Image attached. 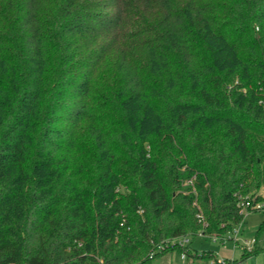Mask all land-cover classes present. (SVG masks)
I'll return each instance as SVG.
<instances>
[{"label": "trees", "instance_id": "trees-1", "mask_svg": "<svg viewBox=\"0 0 264 264\" xmlns=\"http://www.w3.org/2000/svg\"><path fill=\"white\" fill-rule=\"evenodd\" d=\"M262 187L264 0H0V264L207 262L150 254Z\"/></svg>", "mask_w": 264, "mask_h": 264}, {"label": "rangeland", "instance_id": "rangeland-1", "mask_svg": "<svg viewBox=\"0 0 264 264\" xmlns=\"http://www.w3.org/2000/svg\"><path fill=\"white\" fill-rule=\"evenodd\" d=\"M260 194L264 197V187L260 190ZM242 235L243 238L248 240L256 239L257 247L264 249V211H253L245 216ZM227 238L222 241L219 239L215 241L210 237L196 236L191 239V246L200 254L213 250L215 258L209 264H222L221 261L229 259L240 261L241 249L233 240ZM239 245L241 246V244ZM192 262L191 258L183 259L178 251H173L153 260L150 264H192ZM193 264L205 263H203V260H196ZM243 264H264V259L262 255H255Z\"/></svg>", "mask_w": 264, "mask_h": 264}, {"label": "built area", "instance_id": "built-area-1", "mask_svg": "<svg viewBox=\"0 0 264 264\" xmlns=\"http://www.w3.org/2000/svg\"><path fill=\"white\" fill-rule=\"evenodd\" d=\"M238 207L240 208L241 214L246 216L248 213L253 211H264V201H257L255 197L246 196L241 199V201L238 204ZM199 219V223L202 224L203 230L199 231L198 237H207L205 235L204 229L207 226V223L203 217V215L200 213L197 215ZM242 225L238 224L232 233L228 235L227 239H231L235 242V244L241 249L242 252H251L255 245L257 244L256 239L248 240L246 238H243L242 235ZM211 238V237H210ZM213 240H218L217 237H212ZM226 239V240H227ZM191 243L190 237H180V238H173V239H166L158 244L155 245L154 252L150 254V257L152 258L155 253H162L166 248L173 247V246H179V247H186ZM241 244V246L239 245ZM181 256L183 259L187 258V253L182 252ZM222 264H243L242 261H236L234 259L232 260H223L221 261Z\"/></svg>", "mask_w": 264, "mask_h": 264}, {"label": "crops", "instance_id": "crops-1", "mask_svg": "<svg viewBox=\"0 0 264 264\" xmlns=\"http://www.w3.org/2000/svg\"><path fill=\"white\" fill-rule=\"evenodd\" d=\"M212 252H213V250H212ZM241 256H242V253H241V255H240V261H242ZM214 258H215V257H214ZM185 259H186V258H185ZM191 259L193 260L192 264L196 262V259H195V258H191ZM249 259H250V258H248L247 260H249ZM211 261H212V260H208L207 262L203 261V263H205V264H209ZM245 261H246V260H245ZM245 261H242V262L244 263Z\"/></svg>", "mask_w": 264, "mask_h": 264}]
</instances>
